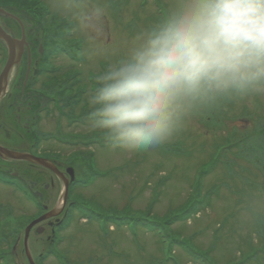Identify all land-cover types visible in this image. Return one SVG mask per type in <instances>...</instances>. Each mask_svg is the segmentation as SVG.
I'll return each mask as SVG.
<instances>
[{"label":"rangeland","instance_id":"1","mask_svg":"<svg viewBox=\"0 0 264 264\" xmlns=\"http://www.w3.org/2000/svg\"><path fill=\"white\" fill-rule=\"evenodd\" d=\"M0 2L16 4L34 16L40 13L41 9L49 10L48 26L51 28L58 27L62 20L72 24L73 38L81 43V51H77L78 58L82 59L81 64H72L64 56L51 60L52 69L62 71L60 74L54 73L51 78L40 77L33 91L39 90L42 81L51 79L53 82L58 81L59 84L67 80L69 84L71 78L78 75L80 83L78 87L85 90L84 93L90 88L92 73L103 68L107 62L122 56L131 38L154 22L167 4V0H1ZM96 9H102L103 15L97 17ZM41 20L45 22V19ZM38 34L37 38L40 40L47 37L42 33ZM50 48L53 50V45L43 47L45 51L43 57L47 56ZM0 53L4 56V53ZM49 66L51 65L46 61L43 65L40 64L41 68L49 69ZM47 90L46 87L43 88L45 95H49ZM8 105L9 103L0 98V121L6 124L5 128L3 125L0 128V133L3 136L7 131L14 142H0V146L10 148L14 152L25 153L31 146H29V140H32L30 127L23 124V120L17 125L12 110H3L4 106L8 108ZM84 105L85 103L82 104ZM50 107L52 108L49 112L50 116L44 117L41 114L42 119L37 128L41 137H49L57 131L88 138H93L95 134L101 135L91 129L88 119L81 118L79 107L74 110V115L79 114L84 121L82 124L70 126L67 121L59 123L58 113L53 105ZM207 116L213 117L214 121L210 122L208 119L205 121ZM5 117L11 120L8 121ZM220 118L228 121L225 124H216L215 121ZM257 120H264V98H231L194 114L171 142L146 151L127 152L103 141L86 146L79 144L64 146L55 143L54 140L46 142L41 140L36 151L38 154L60 155L61 159L69 158L75 151H79L73 154V159L78 163L76 174L79 173L80 179H84L83 172L87 174L91 167L92 171L88 173L92 175L93 180L97 177L94 176L96 173L109 175L106 178L98 177L88 186H78L74 190V196H71L74 202L83 204V208L92 209L102 215L115 210L118 217H126L130 210L135 213L134 215L149 212L159 218L167 217L170 213L182 210L199 181L202 191L209 194L207 204L203 208H198L197 214L191 216L188 221L175 225L172 229L173 234L189 241L194 248L201 250L211 248L213 260L218 264H226L238 260L239 253L246 249L249 238L252 239L249 243L254 249L261 246L260 237L264 230L260 234L258 227L259 224L264 226V168L256 163L251 165L237 159H234L236 163L230 167L223 160L212 161V159L217 144L222 143L231 130L252 131L253 122ZM12 124L17 125L20 131H17V126L13 127ZM167 148L178 149L179 153L166 154L164 151ZM85 162L87 164L82 168ZM0 165L13 172L27 171L34 174L31 176L33 179H42L46 185L53 177L51 173L45 170L43 172L37 167L36 171L39 173L36 174L34 166L26 165L25 162L6 163L0 159ZM32 181L34 180H28L30 183ZM53 183L54 186L44 192L43 204L41 203L50 210L58 207V194L62 192V184L56 179H53ZM1 207L9 209L5 213L12 216L13 222L23 220V226L40 214L35 203L12 188L0 184ZM73 212L72 214L70 212L65 222L67 224L71 220L66 227L67 230H60L53 241L49 237L50 227L42 225L48 220L28 230L27 252L32 261L35 260L34 262L37 263L36 258L44 255L47 259L40 264H60L56 255L51 254L53 247L64 258L66 264H161L164 259L163 248L144 230L138 231L137 236L133 237L128 227H121L118 230L109 229V234L104 236L97 224L84 220L78 210ZM59 215L50 217L49 221ZM5 219L0 217V221ZM263 226L261 229L264 228ZM36 227L45 229L41 232ZM35 231L38 234H35ZM26 232V227H22L13 238L16 241L17 237L25 236ZM5 248L7 247H1V249ZM24 250L20 241L14 252L15 264H28ZM171 254L177 264H192L177 249H173ZM1 259L0 264H4ZM257 264L261 263L257 262Z\"/></svg>","mask_w":264,"mask_h":264},{"label":"clouds","instance_id":"2","mask_svg":"<svg viewBox=\"0 0 264 264\" xmlns=\"http://www.w3.org/2000/svg\"><path fill=\"white\" fill-rule=\"evenodd\" d=\"M91 79L93 131L127 152L169 143L224 99L264 98V0H167Z\"/></svg>","mask_w":264,"mask_h":264},{"label":"trees","instance_id":"3","mask_svg":"<svg viewBox=\"0 0 264 264\" xmlns=\"http://www.w3.org/2000/svg\"><path fill=\"white\" fill-rule=\"evenodd\" d=\"M42 11L39 13V20L46 19L48 13L41 9ZM42 21V20H41ZM47 26V37L49 36L48 45L58 46L56 51L49 50L48 57L51 58V54H57L58 52L67 50V52H71L73 56V60L80 62L78 58L77 51L80 49L79 42H69L67 41L70 37V28L71 25L66 22H61L58 27L51 28L48 24ZM54 29V30H53ZM55 41V42H53ZM66 42V43H65ZM67 46V47H66ZM62 53V52H61ZM70 55V56H71ZM69 80V79H68ZM71 83H67L62 81V83L58 84V81L51 83V96L54 99V109L58 113V121L61 123L62 121H67L70 125L82 124L85 119H87V110L85 105L82 106L84 100L88 92L84 93L85 90H81L78 87L79 81L77 77L71 78ZM53 85L55 87H53ZM81 110V118L78 115H74V110ZM213 122V117L207 116L205 121ZM207 121V122H208ZM227 119L220 118L216 120V124H222L227 122ZM254 127L252 131H247L243 129L238 131L237 129H233L231 133H229L224 140H222L221 145H217L216 154L213 157L212 161H221L223 159L224 163L230 167L235 163L234 161L228 159L229 155H232L234 158L239 159L241 161L247 162L249 164H258L263 166L264 168V120H257L253 122ZM68 126V127H69ZM46 137V136H45ZM49 139L56 140L59 143L70 145V146H78L83 145L86 146L88 144H94L98 142H107L102 135H93V138H88L85 136H74L72 134L66 135L61 131H57L52 133L48 137ZM40 142V140H37ZM30 145L37 146V143L33 144V138L30 141ZM111 144V143H110ZM112 145V144H111ZM113 146V145H112ZM114 147V146H113ZM37 149V147H35ZM236 149V150H234ZM29 150L33 151L34 148H29ZM233 150L235 151L233 153ZM172 150H167L166 153H170ZM73 165L77 167V163L74 161H70ZM89 171H92L89 170ZM204 173H202L203 175ZM97 176H101L96 174ZM109 176V175H108ZM106 176V177H108ZM92 177V175H90ZM89 177V178H90ZM89 182V181H88ZM246 182V181H245ZM200 184L194 188V192L188 198L186 205L174 213H170L169 216L164 218H159L157 216H153L149 214V212H145L141 214L134 215V212H128V216L126 217H118L117 212L113 210L112 212H108V214H99L98 212L90 209L78 208L83 218L89 220L90 223L97 224L99 229L102 231L103 235L108 234L109 227H113L118 230L121 227H128L133 235H136L138 231H143L149 233L153 236L157 241L158 245L163 248L165 252L164 259L161 261V264H177L176 260L174 261L173 249L179 250L186 257L187 261L192 264H218L212 259V249L209 250H201L199 248H194V246L190 245L185 239L175 236L173 234V227L179 223L186 222L191 218L192 215L196 214L198 208H203L207 204L208 193L202 194L200 189ZM9 210L7 207L0 208V217L6 218L3 221H0V258L4 261V264H15L14 263V254L11 252V249L16 235L20 232L23 227L24 221L16 222L12 220V216L10 214H6L5 211ZM12 213V212H11ZM10 221V222H9ZM263 225L259 224L258 232L261 234V229ZM264 227V226H263ZM260 237L261 246L257 249H254L249 243L252 241L249 238L247 242V247L245 250H241L239 253L238 260H234L231 262H226V264H257L264 263V233L261 234ZM2 246H6L7 248L1 249ZM5 250V251H4Z\"/></svg>","mask_w":264,"mask_h":264},{"label":"flooded vegetation","instance_id":"4","mask_svg":"<svg viewBox=\"0 0 264 264\" xmlns=\"http://www.w3.org/2000/svg\"><path fill=\"white\" fill-rule=\"evenodd\" d=\"M5 10L0 7V11ZM9 16L2 15L0 12V28L3 33L7 34L11 40L18 42V45L15 46V56L16 60L13 65V69L10 72L9 80L5 83L4 87V95L2 99H4L7 103H9L8 108L4 106L3 110H12L14 114V119L17 125L21 123L23 120L25 125H29L30 131L32 129V124L35 122L38 116H40L39 112L35 113L34 105L37 104V109L41 111V109L45 108V100L40 99V96L36 95L33 91V81L38 76V71L36 70L37 59L41 57V45L42 40L37 38L39 36V28L34 24V21L28 16L19 13L18 11H13L10 9L5 10ZM38 49V50H37ZM0 52L4 53V56L0 53V66L4 67L9 50L4 41L0 38ZM39 54L36 56V54ZM6 55V56H5ZM31 73V74H30ZM2 127V126H1ZM0 127V128H1ZM17 131L20 129L17 128ZM4 131H2V134ZM1 135V133H0ZM10 136V134H9ZM0 142H3L0 140ZM5 143V142H4ZM58 170L63 174L62 181L68 182V192L74 181H70L69 176L66 174L67 165H58L55 164ZM13 176L18 178V174L15 172H11ZM49 184L40 183H32L31 187L34 189H38L36 186L39 184L42 188H44L45 192L54 186L53 179H56L59 183L61 182L59 178L52 175ZM61 184V183H60ZM37 200L40 202L43 201V195L39 194V191H35ZM41 204V203H40ZM70 201L68 200L65 208L62 210L59 216L55 219H51L47 222H44L42 225L45 227H50V239L53 241L55 235L62 230V223L68 214V209L70 206ZM42 209V214L47 211L45 205H40ZM46 208V209H45ZM45 209V210H44ZM52 221V222H51ZM37 230L41 232L44 231L43 227H36ZM35 229V230H36ZM36 232V231H35ZM35 234H38L37 232Z\"/></svg>","mask_w":264,"mask_h":264},{"label":"bare ground","instance_id":"5","mask_svg":"<svg viewBox=\"0 0 264 264\" xmlns=\"http://www.w3.org/2000/svg\"><path fill=\"white\" fill-rule=\"evenodd\" d=\"M6 56V55H5ZM37 65H36V69L37 68H39L40 67V64H42L43 65V58L42 57H40V58H38L37 59ZM43 72V75H44V77H45V75H48L49 74V72L48 71H42ZM38 107H37V104L35 103V105H34V109H35V113H38L39 112V110L37 109ZM9 111H7V113H8ZM5 119L6 120H8V121H10L11 119L10 118H8V117H5ZM3 125V127L5 128V126L4 125H6L4 122H2V121H0V127ZM12 126L13 127H16V126H14L13 124H12ZM32 126V129H31V131H30V135H34V133H35V129H34V124H32L31 125ZM17 128H18V126H17ZM0 140L1 141H3V142H10V141H13L14 142V139H13V137L12 136H9L8 134H7V131H5V133H4V135L2 136V135H0ZM29 140V139H28ZM55 143H57V144H60V145H63L62 143H59V142H57L56 140H55ZM29 144H30V140H29ZM30 146V145H29ZM5 149H7V150H9V151H13V150H11L10 148H5ZM14 152V151H13ZM46 154V153H45ZM47 156H49L50 158H49V162L52 164V165H55V164H57V163H59V162H57L56 160H54V159H52L51 158V155L50 154H47ZM2 161H4V162H6V163H8V162H11V161H6V160H3L2 158H0ZM12 162H14V161H12ZM15 163V162H14ZM15 165V164H14ZM26 165H30V166H32L31 164H26ZM59 165V164H58ZM56 166V165H55ZM29 167V166H28ZM39 168L41 171H43V170H46V168H44V167H41V166H39V165H36V166H34V169H35V171L37 170V168ZM56 168H57V166H56ZM0 170H2V172H3V175H4V180L6 181V183H2L1 185L2 186H4V187H8V188H12L13 190H15L16 192H18V194L20 193L22 196H24L27 200H29V201H31V199L32 198H35V197H39V196H37L36 195V193H35V191H39V194H42V195H44V192H45V190H44V188H42L39 184L40 183H44V180H42V179H33V177H31V176H34V174H31V173H28L27 171H23V173L22 172H20V171H18V172H16V171H14L15 173H17L18 175V178L16 177V176H13L12 174H11V172H13V171H10V170H7L4 166H1L0 165ZM15 170H16V168H15ZM44 172V171H43ZM39 173V172H38ZM37 173V171H36V174H38ZM28 180H34V181H32L31 183L30 182H28ZM36 182H39V184H37L36 186L38 187V189H36V188H32L31 187V184L32 183H36ZM42 183V184H43ZM59 202H61V201H59ZM40 203H42L43 204V202H40ZM83 206L84 205H78V206H74V207H70L71 209H73V210H79L78 208H83ZM84 209H88V208H84ZM38 211H39V209H37ZM40 212V211H39ZM24 227V226H23ZM22 228V227H21Z\"/></svg>","mask_w":264,"mask_h":264},{"label":"water","instance_id":"6","mask_svg":"<svg viewBox=\"0 0 264 264\" xmlns=\"http://www.w3.org/2000/svg\"><path fill=\"white\" fill-rule=\"evenodd\" d=\"M0 36H2V38L4 40H6L7 42H9L10 38H8L7 36H5L3 34V32H1L0 30ZM15 60V54L12 51V47H11V52H9V60L3 70V72L0 75V96L2 94V88H3V82L7 80V74L9 72V70L11 69L12 66V62H14ZM0 158H2L3 160L6 161H14V162H28L31 164H35V165H39L41 167H44L48 170H50L52 173L59 175L57 169L48 161L40 159V158H36L34 156H31L29 154H25V153H17V152H13V151H9L7 149H5L4 147L0 146ZM67 185H63V191L60 194V200L61 202H59L58 207L56 209L51 210L48 214L34 220L32 223H30L28 225V228H26V233H25V238H24V249L25 252L27 254V259L29 261V264H33L31 258L29 257L30 255L28 254L27 250H28V230H30L34 225L43 222L45 220H47L48 218L55 216L59 213V210H61L63 208V204L66 201L67 198Z\"/></svg>","mask_w":264,"mask_h":264}]
</instances>
